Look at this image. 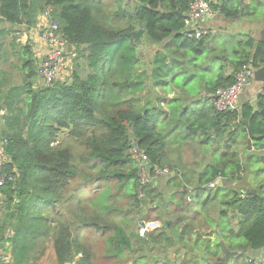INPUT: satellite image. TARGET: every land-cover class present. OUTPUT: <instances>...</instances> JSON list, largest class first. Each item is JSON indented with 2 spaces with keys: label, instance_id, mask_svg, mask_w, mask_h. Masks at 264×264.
<instances>
[{
  "label": "trees",
  "instance_id": "trees-1",
  "mask_svg": "<svg viewBox=\"0 0 264 264\" xmlns=\"http://www.w3.org/2000/svg\"><path fill=\"white\" fill-rule=\"evenodd\" d=\"M209 1L227 18L246 8L240 0ZM103 2L0 0L1 37L14 31L3 23L30 29L52 7L60 36L77 51L70 80L45 86L37 83L31 40L16 41L15 33L10 51L0 42V61L23 73L14 83L0 69V137L11 158L0 196V264H37L46 241L57 264H96L85 230L100 234L112 264H212L222 254L220 234L242 254L263 248L264 156L248 151L245 162L242 147L250 130L254 146L264 148V85L256 105L236 110L219 112L214 95L235 82L242 65H264V41L240 40L236 57L219 56L220 69L210 76L204 55L211 31L201 38L185 33L191 0H113L109 12ZM181 130L216 139L202 170L170 159L168 133ZM74 141L85 148L79 157ZM132 141L150 165L167 163L173 173L142 185ZM252 159L261 161V177L242 186ZM88 186L99 190L88 193ZM121 196L130 200L126 208ZM144 211L161 225L141 237L135 228L149 219Z\"/></svg>",
  "mask_w": 264,
  "mask_h": 264
},
{
  "label": "rangeland",
  "instance_id": "rangeland-1",
  "mask_svg": "<svg viewBox=\"0 0 264 264\" xmlns=\"http://www.w3.org/2000/svg\"><path fill=\"white\" fill-rule=\"evenodd\" d=\"M241 2L244 3V0H240ZM113 4V0H104L102 7L104 8L105 12H109L108 7ZM238 4L237 1H232L230 6L233 8ZM243 5H246L245 11L242 12V14L238 17H232V18H227L228 21L225 22V24H220V25H225L227 27L226 29H221V30H216L214 34L208 39V44H207V51L204 55L207 59H209L212 63L213 67V72L211 71L209 73L210 76H216L218 73L220 66H221V59L219 56H227L228 58H235L236 55L234 54V49H236L239 45L240 40H245L249 37H254L255 39L259 40V34H260V26H257L259 24H262V21L264 20V0H252L250 4L244 3ZM225 17L222 14H214L213 17ZM16 29H20V35L19 38L16 39V41L19 42H25L26 37L24 33L26 32L25 28L21 27H14ZM12 36L14 34H8L5 35V37L0 36V42H5V49L6 50H11V41H12ZM149 44V43H148ZM70 49V48H69ZM144 54H147L149 52L148 49L143 48ZM77 56V51L75 48L70 49V53L66 55V62L67 60L73 61V58ZM216 57H218L216 59ZM16 59H14L15 61ZM17 62V61H15ZM38 62L40 63L39 59ZM80 62L85 64L86 61L84 59H80ZM4 69L7 73H10L9 79L10 81L14 83H19L22 80V75L23 73L19 70L14 69L9 63L4 64L2 61H0V69ZM44 81L42 80V77L40 76V79H38L37 83L38 85L43 83ZM259 81L254 78L252 80V87L255 89L257 87H260ZM203 104V103H202ZM198 106L195 107H200L201 103L197 102ZM191 106L189 109L191 110ZM197 109V108H196ZM199 117V122L203 120V117L198 114ZM163 123H161L162 126ZM210 135V133H205L204 131L197 132L194 134L192 131H188L186 134L185 131L181 132H169L168 133V140L170 144V149H173L172 155L170 156V159H172L173 162L177 161L181 165H190L189 167L185 170L187 171H193V170H198L199 166L202 165V162L205 161V159L210 157L213 152V147H214V141L216 139L212 137L209 139L210 141H204L205 136ZM192 136V137H191ZM1 138V137H0ZM221 145L224 143V139H219ZM202 142V143H201ZM248 147V146H246ZM245 146L242 147V150L246 148ZM85 152V148L83 144L75 142L73 144V153L79 157L80 155H83ZM251 153L244 154L243 155V160L246 162L247 157H249ZM166 163V162H165ZM252 166L247 167V171L244 175V182H242V186L246 184L247 186H250L249 184L251 183V180L254 179L255 177L259 176L261 177L260 173H258V167L259 164L255 159L251 160ZM165 167L170 168L167 166V163L164 164ZM180 166V165H179ZM181 168V167H180ZM171 169V168H170ZM197 180V176H196ZM196 180L194 182H196ZM246 180V182H245ZM99 190L97 186H92V187H87L86 191L89 193H93ZM130 204V200L128 197L121 196L120 197V206L123 208H126L127 205ZM64 207V206H61ZM143 216L146 215V217L149 219L147 221H153L156 217L154 215L148 216V212L144 211L142 212ZM123 216V214H120V218ZM143 219V218H142ZM140 218V222H144ZM141 222V223H142ZM146 222V220H145ZM139 225V223H138ZM139 229V227H136L135 230ZM155 230V229H153ZM151 230V231H153ZM150 231V232H151ZM82 235V233H81ZM82 239H86V241L90 244L94 254H95V259H96V264H112L104 260L103 254L105 250V244L103 241V238L100 236L98 233L90 232L88 230L84 231V235L81 236ZM104 244V246H103ZM37 264H57L56 263V254L54 251L53 243L51 241H46L45 244V250L44 252L41 253L37 260ZM130 264H134L131 262Z\"/></svg>",
  "mask_w": 264,
  "mask_h": 264
},
{
  "label": "built area",
  "instance_id": "built-area-1",
  "mask_svg": "<svg viewBox=\"0 0 264 264\" xmlns=\"http://www.w3.org/2000/svg\"><path fill=\"white\" fill-rule=\"evenodd\" d=\"M52 7L45 8L37 18L34 27L27 29L24 33L27 43L31 40L36 57L39 59V74L44 81L45 86L51 85L56 80L68 81L71 78L73 66L72 62L67 60L66 55L70 53L68 44L59 34V24L52 17ZM209 0H191L190 11L185 20V33L188 37L201 38L209 34L210 29L206 27L207 20L217 14ZM20 35V32L17 33ZM19 38V36H17ZM32 37V38H31ZM255 72L250 64H244L236 74L235 82L227 87L217 90L214 95V106L219 112H226L238 109L241 94L251 86ZM5 110L0 111L4 115ZM8 141L6 138H0V196L1 189L5 185L8 175L5 167L10 163L11 158L7 151ZM130 153L138 163L142 185L156 183L158 179L172 174L173 171L168 167L160 165H150L149 157L135 141H132ZM212 182L210 186H215ZM140 196L143 193L140 191ZM159 221L140 222L139 235L145 237L151 230L159 227ZM250 264H264V259L250 257Z\"/></svg>",
  "mask_w": 264,
  "mask_h": 264
},
{
  "label": "crops",
  "instance_id": "crops-1",
  "mask_svg": "<svg viewBox=\"0 0 264 264\" xmlns=\"http://www.w3.org/2000/svg\"><path fill=\"white\" fill-rule=\"evenodd\" d=\"M251 2H252V0H244V3H247V4H250ZM227 21H228V19L226 17H223V18L221 16L220 17H213L209 21L207 20L206 27L211 30V33L212 34H214L216 32V30L226 29L227 27H225V25H220V24H225V22H227ZM3 26H7L10 29H13L14 31L11 34H15V33H19L20 32V29L14 28V27H17V26L11 27L7 23H3ZM257 26H260V34H259V37H260V40H261L262 37H263V31H264V20L262 21V24H259ZM21 28L23 29V27H21ZM27 31L28 30L26 29V32ZM69 62H72V61H69ZM72 65H73V62H72ZM259 83L261 85H260V87H257L256 89H255V87L254 88L252 87V83H251V86L249 88H247L241 94L240 99H239V106H238V108L241 107L246 102H251L252 104H255L256 105L257 96L259 95V93L262 92V88H263V85H264V82H262V81H259ZM252 150L254 151V155H256L257 157L264 156V148L255 147L254 144H253ZM248 151H250L248 148H245L244 150H242V156L244 154H247ZM249 157H247V158H249ZM206 160L209 161L210 160V157L209 158L207 157ZM205 161L202 162L201 170L204 167ZM260 162L261 161L258 159V164L259 165H260ZM179 165H180L181 169H184L185 168V166L183 164L181 165L179 163ZM187 188L189 190H192V187H189L188 186ZM212 238L215 239V235ZM225 243L227 245L228 242H226V240H225ZM234 251H238V255L233 258V261H232L231 264H250L248 262V259L250 257H254V258H258V259H264V247L263 248H260V249H253V248L247 249L244 252V254H242V251L241 250H234ZM0 252H2V251H0ZM9 258H10V256H8V257H6L4 259L7 261Z\"/></svg>",
  "mask_w": 264,
  "mask_h": 264
},
{
  "label": "water",
  "instance_id": "water-1",
  "mask_svg": "<svg viewBox=\"0 0 264 264\" xmlns=\"http://www.w3.org/2000/svg\"><path fill=\"white\" fill-rule=\"evenodd\" d=\"M147 23H143L141 29L139 30L138 34L141 35L144 31V29L146 28ZM264 41V31H263V37L262 39ZM251 68L254 70L255 72V78L259 81L264 82V65L259 67V68H255L253 65H251ZM72 82V81H71ZM253 133L249 130V138L247 140V146L248 149L251 151L253 148ZM219 243L221 246V255L218 256L213 262L212 264H231L233 261V258L236 257L238 255V251H234V250H230V248H228V246L225 243V240L223 239L222 234H220V238H219Z\"/></svg>",
  "mask_w": 264,
  "mask_h": 264
}]
</instances>
